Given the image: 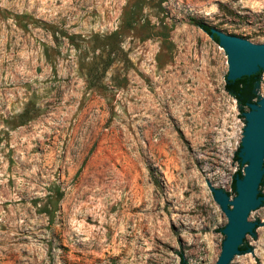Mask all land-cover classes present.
Returning a JSON list of instances; mask_svg holds the SVG:
<instances>
[{
	"label": "rangeland",
	"instance_id": "374dc122",
	"mask_svg": "<svg viewBox=\"0 0 264 264\" xmlns=\"http://www.w3.org/2000/svg\"><path fill=\"white\" fill-rule=\"evenodd\" d=\"M127 1L0 0V264L220 253L210 187L235 195L248 109L225 88V51L189 19L263 43L264 0H144L108 38ZM251 220L232 264H264V208Z\"/></svg>",
	"mask_w": 264,
	"mask_h": 264
},
{
	"label": "water",
	"instance_id": "95a60500",
	"mask_svg": "<svg viewBox=\"0 0 264 264\" xmlns=\"http://www.w3.org/2000/svg\"><path fill=\"white\" fill-rule=\"evenodd\" d=\"M207 34L212 39L217 36L219 46L227 55L226 80L250 76L260 70L261 75L264 74V42L254 43L214 27ZM243 115L245 126L238 157L244 167L242 176L234 177L235 195L231 197L222 188L210 187L214 201L227 219L222 229L221 250L214 264H232L242 257L240 246H244L248 237H255L259 230L257 222L251 218L264 208V194L260 193L264 185H260L264 175V92L256 102L249 104Z\"/></svg>",
	"mask_w": 264,
	"mask_h": 264
},
{
	"label": "trees",
	"instance_id": "16d2710c",
	"mask_svg": "<svg viewBox=\"0 0 264 264\" xmlns=\"http://www.w3.org/2000/svg\"><path fill=\"white\" fill-rule=\"evenodd\" d=\"M144 0H128L127 4L125 5L123 12H122V19L121 24L119 27L114 30L108 38H116L121 35V31H125L126 29H133L135 18L134 15L139 9L141 2ZM189 22L193 25H196L206 31L207 33H210L211 26L200 22L196 20L195 18H190ZM166 38V36H165ZM218 43L217 36H214L213 38ZM262 71H258L255 74H252L250 76H242L240 78H237L235 80H226L225 82V88L226 90L231 93L238 101V103L241 105L242 108L249 109V104L256 102L259 99V96L255 93V89L257 86V83L260 81ZM236 157H238V153L236 154ZM240 177L242 174L237 173ZM236 174V175H237ZM264 184V175L262 177V181L260 185ZM233 189H235L234 181H233ZM235 192V190H234ZM241 252L245 250L243 246H240ZM184 264V262H182Z\"/></svg>",
	"mask_w": 264,
	"mask_h": 264
}]
</instances>
